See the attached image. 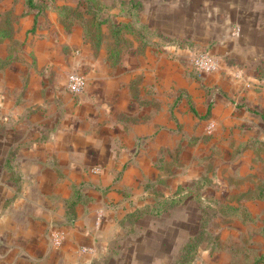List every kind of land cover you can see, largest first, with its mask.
I'll return each mask as SVG.
<instances>
[{
  "label": "rangeland",
  "instance_id": "1",
  "mask_svg": "<svg viewBox=\"0 0 264 264\" xmlns=\"http://www.w3.org/2000/svg\"><path fill=\"white\" fill-rule=\"evenodd\" d=\"M133 1L0 0V19L8 23L13 52L21 36L49 39L56 29L58 38L70 33L76 39L82 30L94 38L103 31L109 50L110 22L115 16L126 19ZM232 1L235 7L225 6L223 18L200 14L208 17L207 28L198 27L194 36L179 25V16L169 18L168 43L189 34L183 43L191 49L179 60L169 46L159 64L166 93L144 100L153 106L149 114L155 126L130 138L129 124L140 125L143 117L135 105L127 106L132 115H120L126 134L113 146L110 168L95 165L88 189L73 192V198L89 202L70 205L61 226L50 227L53 246L63 244L80 213L95 231L80 247L81 253L91 247L81 264H134L133 256L138 264H264V0ZM29 14L34 23L27 26L23 19ZM127 34L124 30L125 44ZM29 48L25 43L24 52ZM203 52L214 57V71L194 66V57ZM77 67L66 70V81L74 71L87 82V71ZM85 88L86 83L76 95L66 90L77 97ZM58 236L63 239L57 241ZM147 253L159 261L148 263Z\"/></svg>",
  "mask_w": 264,
  "mask_h": 264
},
{
  "label": "crops",
  "instance_id": "2",
  "mask_svg": "<svg viewBox=\"0 0 264 264\" xmlns=\"http://www.w3.org/2000/svg\"><path fill=\"white\" fill-rule=\"evenodd\" d=\"M141 2L138 13H129L124 20L115 16L114 23H126L134 33L128 30L126 44L123 36L118 41L111 38L109 50L103 31L94 38L82 30L76 39L70 33L65 34L67 38L64 34L58 38L56 29V37L49 39L25 41L21 36L19 46L15 40L18 48L13 52L8 23L0 19V264L86 261L91 247L87 253H81L80 247L95 231L91 230L92 223L85 224L84 215L81 218L77 213L75 227L67 231L60 247L51 244L50 227L61 226L70 205L76 207L81 201L88 204V198H73V192L88 189L95 165H103V170L110 168L113 146L121 133L126 134L120 115H132L131 111L125 112L128 105H135L143 117L140 125L129 124L133 128L127 133L130 138L145 135V129L155 126L149 114L153 106L144 105V100L149 95L166 93L159 64L166 61L169 46L175 47L179 60L191 49L183 43L189 34L177 43H168L169 18L179 16V25L190 29L191 33L186 32L194 36L198 27L207 28L208 17L200 14L215 13L223 18L225 6L235 7L232 0ZM23 21L29 26L34 16L29 14ZM14 25L13 36L17 39L18 24ZM25 43L30 46L27 52ZM26 58L31 59L29 63ZM76 65L87 71V82L84 93L73 97L66 90L64 73ZM46 66L48 70H41ZM104 104L111 107L104 109ZM136 127L143 132L136 131ZM147 255L148 263L159 261ZM131 261L138 264L136 256Z\"/></svg>",
  "mask_w": 264,
  "mask_h": 264
},
{
  "label": "built area",
  "instance_id": "3",
  "mask_svg": "<svg viewBox=\"0 0 264 264\" xmlns=\"http://www.w3.org/2000/svg\"><path fill=\"white\" fill-rule=\"evenodd\" d=\"M194 66L201 71L205 72H212L216 69L217 63L213 56H211L208 52L199 53L194 57ZM85 77L77 72H70V74L67 76V88L69 92L72 94H79L83 91L85 87ZM94 171H97L95 169ZM59 241L60 239H63V236H58Z\"/></svg>",
  "mask_w": 264,
  "mask_h": 264
},
{
  "label": "trees",
  "instance_id": "4",
  "mask_svg": "<svg viewBox=\"0 0 264 264\" xmlns=\"http://www.w3.org/2000/svg\"><path fill=\"white\" fill-rule=\"evenodd\" d=\"M135 8V9H133ZM141 7L138 6V2H136L135 0L133 2L130 3L129 6V12L128 13H138L140 11ZM106 20H99L97 23L98 24H103ZM124 30H129L131 31V33H134L132 28L129 27L126 23L123 24H116L113 21L110 22L109 28H108V34L110 35V37L113 40H119L120 37H122ZM100 31V28H99ZM86 32V31H85ZM208 112V110H207Z\"/></svg>",
  "mask_w": 264,
  "mask_h": 264
}]
</instances>
